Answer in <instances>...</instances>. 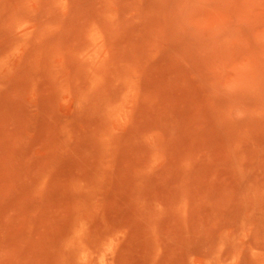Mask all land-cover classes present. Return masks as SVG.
Listing matches in <instances>:
<instances>
[{
    "label": "rangeland",
    "instance_id": "374dc122",
    "mask_svg": "<svg viewBox=\"0 0 264 264\" xmlns=\"http://www.w3.org/2000/svg\"><path fill=\"white\" fill-rule=\"evenodd\" d=\"M0 264H264V0H0Z\"/></svg>",
    "mask_w": 264,
    "mask_h": 264
}]
</instances>
